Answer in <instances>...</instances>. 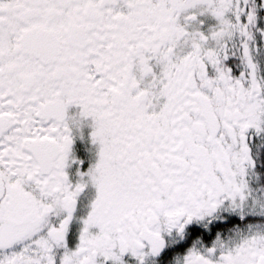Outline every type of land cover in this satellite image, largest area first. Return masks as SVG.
I'll return each instance as SVG.
<instances>
[{
    "label": "snow or ice",
    "instance_id": "obj_1",
    "mask_svg": "<svg viewBox=\"0 0 264 264\" xmlns=\"http://www.w3.org/2000/svg\"><path fill=\"white\" fill-rule=\"evenodd\" d=\"M0 264H264V0H0Z\"/></svg>",
    "mask_w": 264,
    "mask_h": 264
}]
</instances>
